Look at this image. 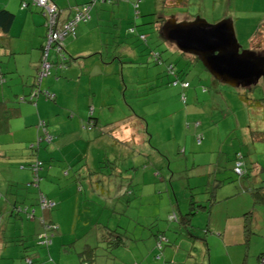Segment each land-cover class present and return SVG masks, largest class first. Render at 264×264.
I'll list each match as a JSON object with an SVG mask.
<instances>
[{
  "label": "rangeland",
  "instance_id": "1",
  "mask_svg": "<svg viewBox=\"0 0 264 264\" xmlns=\"http://www.w3.org/2000/svg\"><path fill=\"white\" fill-rule=\"evenodd\" d=\"M10 1L19 8V0ZM186 1L183 5L170 0L114 1L112 6H128V13L120 16V44L113 41L107 45L104 36L118 32L110 22L101 23L99 32L105 44L104 64L119 58L124 75L114 82L115 90L98 92L97 87V100L103 98L102 131L90 133L80 128L70 136L55 134L47 144L52 145V159L44 163L39 187L30 185L33 174L27 166L20 170L28 173L25 181L14 182L5 173L9 181L0 171V183H24L18 195L15 190L0 188V207L5 201L8 209L14 202L31 204L37 216L44 215L46 221L52 219L58 225L52 232V244L39 246L37 234L28 230L29 223L36 220L5 214L4 209L0 216V264H27L26 256L33 264H145L148 258L153 264L185 260V264H197L193 260L198 259L200 250L207 261L210 247L211 264H223L226 253L220 236L201 234L196 223L201 229L209 218L222 224L226 216L242 207H247L244 212H252L253 232L248 244L242 246L241 256L244 264L259 263L258 256L264 251V203H255L252 193L264 192V79L247 88L218 81L196 56L181 52L168 41L161 27L169 18L185 21L183 16L189 20L201 17L209 24L229 19L241 49L260 55L264 52V0ZM260 26L259 34L250 40ZM134 27L136 32L129 34L128 29ZM139 34L146 35V41L140 40ZM128 46L136 49V57L125 52ZM113 48L120 50L117 55L111 53ZM154 54L163 55L166 61H151ZM170 65L180 81L189 82V90L182 89L180 83L172 85L167 72ZM194 88H198L199 102L186 112L188 107L181 98L184 94L188 106L193 105ZM256 101L262 105L259 110ZM71 112L78 119L77 113ZM88 116L86 112V121ZM67 140L72 142L65 147ZM209 140L213 146L204 151ZM21 149L27 153L25 162L34 157L27 144ZM235 153L243 156V176L231 172ZM39 192L55 202L52 210L37 205ZM210 192L217 197L212 211L198 208L193 216L191 229L193 233L198 230L197 235L191 237L186 227L169 220L173 211L180 216L188 210L190 194L203 205L210 202ZM159 233L166 235L168 242L163 246H169L170 255L156 248ZM152 240L155 252L148 257ZM190 251L192 257L188 258Z\"/></svg>",
  "mask_w": 264,
  "mask_h": 264
},
{
  "label": "crops",
  "instance_id": "2",
  "mask_svg": "<svg viewBox=\"0 0 264 264\" xmlns=\"http://www.w3.org/2000/svg\"><path fill=\"white\" fill-rule=\"evenodd\" d=\"M53 1L59 12V28H62L65 23L74 17L76 8L91 2V0ZM99 1L100 4H98L99 2H95L91 6V19L87 20L88 22L80 21L77 23L74 34L66 36L60 42L62 55L65 56V60H61V54L53 47H50L47 59L53 66L51 69L52 72L48 78L43 79L40 87L41 89L49 91L54 97L53 100L46 101L42 95H32V89L39 71L40 60L44 54L43 49L46 47L47 42V29L45 27L46 18L44 13L35 7L33 9H27L33 7L30 2L27 8H22L20 5L18 8L17 5L12 4L10 0H0V9H5L14 15V20L10 29L5 33L0 31V73L4 77V80L0 82V104H4L12 111L9 119L6 120L7 123L5 121L4 126L0 127V171L7 180H9V178L5 173H8V176L14 182L25 181L28 179V173L21 172L20 170L25 169L26 166L29 168V165L36 160L47 163L49 159H52V145L49 146L47 143H40L38 147L34 145L36 138L42 135V121L47 123L46 129L54 140L56 137L55 134L70 136L79 132L80 128L82 129V124L86 122V112H88V115L93 112L98 121L101 115H104L102 108L103 98L97 100L98 92L101 89L105 92L112 91L113 88L115 90L114 82L119 81L124 73L122 61L116 56L114 57L119 61L114 58L112 63L104 64L103 48L105 44L101 38L99 26L103 22H110L115 28L112 29H117L118 32L116 36H110V34L104 36L107 45L113 41H117L119 45L120 32L122 29L120 25L122 24L120 23V18L122 17L120 16L128 13V6L121 5L122 3H117L112 6L116 0ZM115 5H117V7H115ZM106 13L107 15H105ZM183 19L189 20L186 16H183ZM111 21L116 23H112ZM252 37L253 34L249 37L250 40L253 39ZM119 51L120 50H115L113 48L111 53L117 55ZM130 51L133 56L136 57L135 48H130L129 46L125 48V52L128 56ZM159 56L161 61H166V58L163 59V55L159 54ZM51 57L53 59L52 62L50 61ZM152 60L153 58L151 61ZM109 65L111 70H108L107 66ZM180 82L182 84H189L187 81ZM199 82L201 83L200 79ZM163 85L168 86L167 83ZM212 85L215 84L213 83ZM161 86L162 84L158 86L159 90ZM190 86L189 84L188 88H181L189 90ZM97 87L98 92L96 91ZM202 87H204L203 84ZM197 89L198 88H194V93L191 95L190 100L193 105L188 106L189 98L185 100V106L186 108L188 107V109H185L186 112L190 110V107L195 109L196 103L199 102ZM202 91L206 92L205 89ZM30 93L32 101H24V98L30 95ZM260 108H262V105L257 109L259 110ZM71 111L77 113L78 119H75ZM0 112H2L1 109ZM1 115L2 113H0V124H2L4 120ZM52 123H54L55 126L53 129ZM198 125L199 123H196V126ZM53 131L54 134L52 135ZM93 131L97 133L98 130L92 129L88 132L93 133ZM95 135L94 133V136ZM201 135L203 134L201 133ZM71 142L72 141L67 140L64 144L65 147ZM26 144L32 155H34V157L27 162L24 160L27 158V153L21 149L22 146ZM204 144H206L207 148V150L204 151H209L213 146L211 140L206 141ZM220 151L223 150L221 149ZM234 156L236 159V153ZM17 168H19V170ZM231 168V172L236 175L233 170L234 166H231ZM260 171L262 170H258V172ZM47 172L48 171L45 170L44 176H47ZM12 184H17L18 186L13 188ZM23 184L24 183H0V188L1 190L6 189L7 192H13L15 190V195H18L20 186ZM6 204L7 201L3 202V206L0 207V215L4 213V209L5 214L8 212L9 209L5 206ZM245 208L247 207H242L240 210L236 209L233 215L230 214L226 216L222 224L213 222L210 218L206 221V227L204 229H208V231L214 235H219L222 241L221 246L225 248L226 259L222 260L223 264L245 263L244 258L242 259L241 256L242 246L244 245L243 210H245ZM211 211L210 208L209 213ZM198 224L199 223H196V228H198L199 232L206 233ZM28 230L31 231L32 234L33 232L38 234L41 230V226L36 220V222L29 223ZM195 231L194 233L198 234ZM218 232L219 234H217ZM22 233L24 234V230ZM153 241L154 240L151 242V251L146 252H149L148 257L152 256V254L154 255L155 252V249H153ZM160 244L161 242L159 241L157 246H160ZM2 247L3 244L1 241L0 253ZM191 248L202 249L199 246L195 247V245L191 246ZM161 250L166 256L172 253V250L167 246H163ZM179 251H184V249ZM190 253L191 251L188 254V258L192 257ZM207 253V261H205L206 255L203 253V249L198 253V259L193 261H197V264H211V247L210 249L207 248ZM174 255H178V252ZM185 263L186 260L181 264ZM137 264L144 263L141 261ZM145 264H153V261L148 258L145 260Z\"/></svg>",
  "mask_w": 264,
  "mask_h": 264
},
{
  "label": "trees",
  "instance_id": "3",
  "mask_svg": "<svg viewBox=\"0 0 264 264\" xmlns=\"http://www.w3.org/2000/svg\"><path fill=\"white\" fill-rule=\"evenodd\" d=\"M49 1L54 4V1L53 0H49ZM170 1H171L170 3H172V4H178V5H183V4H185L187 2L186 0H175V2H173L172 0H170ZM19 2H20V6L22 8H23L22 5L24 3H26L27 4L26 8H27L28 7V3L29 2L31 3V0H19ZM97 2H99V0H97L96 3ZM92 4L93 3H92V0H91L90 3H87L85 5H82V6L78 7V8L84 7L86 5H92ZM32 6L35 7V8L40 9L44 13V16L46 18V21H45V24H46L47 23V14H46L45 10H43L42 7H39L36 4H34V3L32 4ZM58 17H59V14H58ZM57 19H58V23H59L60 22L59 21V18H57ZM13 20H14V15L13 14H11L9 11H6L5 9H0V31H2L3 33L7 32L10 29V27H11V25L13 23ZM165 21L166 20L163 21V24H164ZM262 26H260L253 33V37L252 38H254L257 34H259V30H260V28ZM46 29H47V27H46ZM127 32L129 34H134L136 32L135 27L128 29ZM138 37H139L140 40L146 41V35L139 34ZM43 51H45V47H44ZM259 54L264 55V52L263 51H260ZM63 57H64V60H65V56H63ZM152 57H153V61L162 63L159 54H154ZM42 62H43V56L41 57V60H40L39 71H38V74H37V77H36V80H35V85H34V87L32 89V92L37 91L38 92L37 93L38 96L39 95H42L47 100H53V97L54 96L52 97V94L49 91L44 90V89H41V87H40L43 79L44 78H48L51 75V72H52L51 69H52L53 66H51L50 71H49V74L47 76H40V73L42 71V64H43ZM167 72L173 78V80L171 82L172 85L173 86L179 85L180 80L178 78L177 72L174 71V67L171 66V65L168 66L167 67ZM3 80H4V77L0 73V82H2ZM175 82H177V83L174 84ZM180 86L183 87L181 82H180ZM45 92H47L48 94L47 95L44 94ZM31 93L26 98H24V101L25 100L30 101L32 99ZM181 99H182L183 103L185 104L186 96L184 94L182 95V98ZM244 101L246 102V104H248V99L247 100H244ZM260 106L261 105L256 101V108H258ZM0 109L2 111V112H0V113H2L1 116L4 119L3 120V123L0 124V127H1V126H4L5 121L9 119V117L12 114V111H11V109L7 108L4 104H0ZM6 123H7V121H6ZM41 123H44V126H42V135L39 136V137H37V139L34 142V145H36V147H38L40 145V143L51 144L52 141H53V137L48 133V131L46 129L47 123L45 121H42ZM88 124L89 125H92V127H90V129L87 128V125ZM81 127H82V129L88 130V131H90L92 129H96V128H97L96 130L102 131L101 129L103 128V126L100 124V122L98 121L97 117L93 114V112L88 116L87 121L84 122ZM257 134H260V133H257ZM45 135H48V137H50V140L49 141L46 140ZM39 139H41V140L38 141ZM198 141L200 142L201 141V138H198ZM237 160H240L242 162V154L236 153V159H235V162H234V167H235V163H236ZM44 163L45 162L36 160L31 165H29V168H30V170H31V172L33 174V181L30 183V185H35V186H38L39 187V182L41 180L40 172H41V170H43ZM243 166H244V164L242 162V165H241V174H236L235 173L236 175L243 176V173H244L243 172V169H242ZM262 190L263 189H261L259 192L256 191V192H253L252 193L254 195V202L255 203H257L259 201H261L262 203H264V192ZM209 196H210L209 197L210 202H207V203L203 202L204 204L203 205H200V202H197L194 199L195 195L194 194H190L189 195L188 210L185 213L180 214V216H177V213L175 211H173V213H170L169 216H168L169 220L170 221H178L179 224L182 227L184 226V227L187 228L186 231H187L188 235H190L191 237L194 236L193 234H195V233H193L191 227H192L193 216L197 213L198 208L210 209V207L213 204V202L216 201V199H215V192H210V195ZM37 198H38L37 205H39V207H40L41 210L42 209H46V208L52 210V207L55 206V202L52 199L48 198L43 192H39ZM41 199H45L46 201H48L50 203V205H48L47 207L41 206V203H40ZM176 202H178V201H176ZM9 210H8L9 214H19V215L21 214V215H25V217L28 218L29 220H37L38 221V223L41 226V230L37 234V238H36V244L37 245L48 247L49 245L52 244V236L54 235V233H52V232L54 230H57L58 229V225L55 222H52V220L46 221L44 215H38L37 216L36 215V209L34 207H31V204L28 205V204H20V203L14 202V203H11V206H10ZM251 214H252L251 211H249V212L248 211L243 212V217H244V228H243V237H244V240H243V243H244L245 246L248 244L249 239H250V235L253 232L252 231L253 223H252ZM253 214H254V212H253ZM203 231L206 232V233L209 232L208 229H203ZM45 232H46V235L49 238L50 242L40 241V239L38 238L40 234H43ZM217 234H219V232ZM195 235H197V234H195ZM157 237H158L159 241L161 242L160 246H157V248L159 247L158 248V250H159V249H162L163 248V243L168 242V240L166 238V235H164L163 233H159L157 235ZM167 247H169V246H167ZM263 258H264V251L261 252L259 254V256H258V262H259L258 264H263L262 263V259ZM24 259H27V264H33V261L29 257L26 256Z\"/></svg>",
  "mask_w": 264,
  "mask_h": 264
},
{
  "label": "water",
  "instance_id": "4",
  "mask_svg": "<svg viewBox=\"0 0 264 264\" xmlns=\"http://www.w3.org/2000/svg\"><path fill=\"white\" fill-rule=\"evenodd\" d=\"M161 29L168 41L181 52L196 56L224 84L247 88L264 79V55L241 49L231 20L209 24L201 17L180 22L169 18Z\"/></svg>",
  "mask_w": 264,
  "mask_h": 264
},
{
  "label": "built area",
  "instance_id": "5",
  "mask_svg": "<svg viewBox=\"0 0 264 264\" xmlns=\"http://www.w3.org/2000/svg\"><path fill=\"white\" fill-rule=\"evenodd\" d=\"M96 1L97 0H92V3L94 4ZM31 2L32 4L34 3L37 6L42 7V9L45 10L47 14V23H46L47 42H46V47H45V51L43 54L42 71L40 73V76H47L52 66L47 60L50 47H53L55 50H57L61 54V60H64V57L62 56V49H61L60 42L66 36L74 34V30H75L77 23H79L80 21L85 22L89 20L90 18L89 12L91 11V6L93 4L81 7V9L77 8L75 11L74 17L71 20H69L67 23H65L62 28H59L58 19H57L59 12H58L57 7L53 3H51L49 0H31ZM22 6L26 7L27 4L24 3ZM174 84H176V82ZM182 86L184 88H188L189 84L183 83ZM37 93H38L37 91H34L32 95L36 96ZM44 94L47 95L48 93L45 92ZM41 125L44 126V123H41ZM90 127H92V125L88 124L87 128L90 129ZM45 138L47 141L50 140V137H48V135H45ZM40 140L41 139H39L38 141ZM241 165H242V162L240 160H237L235 163V167H234V171L236 174H241ZM40 203H41V206L43 207H47L48 205H50V203L46 201L45 199H41ZM38 238L40 239V241L50 242L49 238L46 235V232L43 234H40ZM262 263L264 264V258L262 259Z\"/></svg>",
  "mask_w": 264,
  "mask_h": 264
},
{
  "label": "clouds",
  "instance_id": "6",
  "mask_svg": "<svg viewBox=\"0 0 264 264\" xmlns=\"http://www.w3.org/2000/svg\"><path fill=\"white\" fill-rule=\"evenodd\" d=\"M187 21H190V20H187ZM176 72V71H175Z\"/></svg>",
  "mask_w": 264,
  "mask_h": 264
},
{
  "label": "flooded vegetation",
  "instance_id": "7",
  "mask_svg": "<svg viewBox=\"0 0 264 264\" xmlns=\"http://www.w3.org/2000/svg\"><path fill=\"white\" fill-rule=\"evenodd\" d=\"M178 22H180V21H178Z\"/></svg>",
  "mask_w": 264,
  "mask_h": 264
}]
</instances>
